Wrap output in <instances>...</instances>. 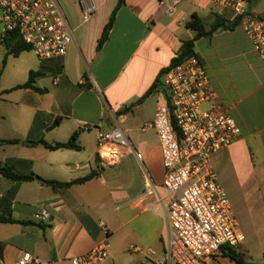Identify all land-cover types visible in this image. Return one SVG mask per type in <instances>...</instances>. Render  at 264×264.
I'll return each mask as SVG.
<instances>
[{
  "label": "crops",
  "instance_id": "0c3cea01",
  "mask_svg": "<svg viewBox=\"0 0 264 264\" xmlns=\"http://www.w3.org/2000/svg\"><path fill=\"white\" fill-rule=\"evenodd\" d=\"M116 1L93 0L95 11L83 22L78 0H57L73 36L67 53L58 59L41 60L31 50L8 54L0 32V166L59 182L96 173L82 183L59 188L0 174V215L15 221H0V264H16L23 251L38 264H70L71 257L104 240L111 243V251L99 264H114L116 256L129 250L131 238L147 244L146 251L135 244L138 250H131L142 252L141 263L156 253L155 216L164 222L163 234L157 237L164 242V216L146 207L149 199L142 196L141 183L146 176L161 181V153L155 131L141 127L153 119L167 96L160 83L144 95L181 42L193 37L194 31L185 27L193 13L206 29L214 15L228 21L235 15L213 0H177L171 12L156 0H124L107 39L96 50ZM247 11L264 22V0L247 1ZM192 50L206 69L216 103L240 129L229 146L212 154L211 167L219 182L233 191L228 198L244 241L263 236L264 64L240 23L198 38ZM31 70L41 72L32 85L42 91L14 88L27 80ZM96 126L125 131L141 153L139 173L131 168V162L138 160L132 152L123 151L115 165L100 163ZM75 131L78 149L50 150L32 143L66 142ZM41 210L48 216L38 220L34 215ZM135 221L131 230L128 226ZM216 261L235 264L227 257Z\"/></svg>",
  "mask_w": 264,
  "mask_h": 264
},
{
  "label": "built area",
  "instance_id": "2783aa9c",
  "mask_svg": "<svg viewBox=\"0 0 264 264\" xmlns=\"http://www.w3.org/2000/svg\"><path fill=\"white\" fill-rule=\"evenodd\" d=\"M171 12L177 0H156ZM229 7L264 64V22L247 11L246 0H213ZM81 20L94 11L93 0H78ZM1 36L18 30L37 58L63 57L73 41L72 30L57 0H0ZM167 100L156 107L154 117L141 130L153 129L161 153L160 182L146 176L142 196L146 207L165 219L163 257L144 264H210L223 256L222 247L236 249L244 235L238 228L231 202L210 160L229 146L240 129L215 101L209 77L199 57L192 54L167 68L160 78ZM87 129L86 126L83 127ZM96 155L100 163L115 165L123 151L141 153L125 131L96 126ZM45 210L35 213L42 220ZM106 229V227H104ZM129 250L138 248L130 244ZM111 243H95L87 252L70 258V264H99L110 255ZM228 258V257H227ZM16 264H38L31 253H20Z\"/></svg>",
  "mask_w": 264,
  "mask_h": 264
},
{
  "label": "trees",
  "instance_id": "16d2710c",
  "mask_svg": "<svg viewBox=\"0 0 264 264\" xmlns=\"http://www.w3.org/2000/svg\"><path fill=\"white\" fill-rule=\"evenodd\" d=\"M247 1L249 3H252L255 0H247ZM123 4H124V0H117L116 1V4L110 13V16H109L107 22L105 23V25L102 29L101 35L97 40L96 50H99L101 48V46L103 45V43L105 42V40L107 39L109 30L111 29L113 21H114L115 13L118 10V8ZM239 20L240 19L238 17H235L232 21H228L219 15H214L213 22L211 23L210 27L208 29H206L203 22L201 21V19L195 13H193L190 16V18L185 22V27L194 31L193 37L189 38V39H185L181 42L179 51L177 52L176 56L173 57L171 59L169 65L161 71L160 76L158 77L156 82L152 84V86L147 90V92L145 93L144 96L148 95L156 86L159 85L161 74L167 68H169L170 66H174V65L178 64L179 62H181L186 57L194 54L192 47H193V43L195 40H197L198 38L203 37V36H210L213 32H215L216 30H219V29L231 30L237 24H239ZM2 44L7 48V53L11 54L13 56H17L22 51L31 50V47L27 43L24 42V40H23V38L20 35L18 30H12V31L7 32L2 38ZM40 74H41V72L39 70L29 71L27 80L22 84L16 85V87H14V88L31 87V88L35 89L36 91H39V92L42 91L41 89L36 88L32 85L35 77L39 76ZM125 110H127V109H125ZM77 134H78L77 131L73 132L71 134L70 138L66 142L47 143L44 140H38V141H35L32 143L42 144L44 147H46L47 149H50V150H55V149H60V148L78 149L79 146L76 144ZM8 142H17V141L16 140H8ZM0 174L9 178V179H13V180L37 179V180H39L45 184H49L52 187L59 188V187H68L72 183H82V182L92 178L93 176H95L96 173L91 172L88 175H86L82 178H79V179H75L72 182H59V181H54V180H44L41 177H39L38 175H35V176L21 175V174L11 172L10 170L6 169L5 167H1V166H0ZM0 221H2V222H15L11 218L4 217L1 215H0ZM19 222H23V221H19ZM221 252H222L223 256L228 257L235 264H244V260L242 261V259L240 258V254H238L236 251L229 249V248H226V247H222ZM248 264H252V263H248Z\"/></svg>",
  "mask_w": 264,
  "mask_h": 264
},
{
  "label": "rangeland",
  "instance_id": "374dc122",
  "mask_svg": "<svg viewBox=\"0 0 264 264\" xmlns=\"http://www.w3.org/2000/svg\"><path fill=\"white\" fill-rule=\"evenodd\" d=\"M30 52H32V50ZM140 160H134V162H131V166H132L131 168L136 173H139V171L137 170V165L140 167V163L138 162ZM141 183H143V181ZM220 184L225 189L228 197L231 198V195H234L232 189L228 188L225 185V183H223V182L222 183L220 182ZM141 219H142V217L139 218V221ZM152 219L156 224V228H157L156 233L158 234V236L160 235V233L163 234V231H162L163 228L162 227H163L164 222H162L161 217L159 218V217L155 216V218H152ZM135 225H137L136 221L131 222L128 227H130L131 230H134L133 227ZM157 237H155L154 247H153L154 250L156 251V253L153 255L152 254H149L148 256L146 255L143 258V261L141 263L139 261H140V256H141L142 252H133L131 250H127L123 254L118 255L114 258V260H113L114 264H144L150 260L159 261L163 257V250L161 249L163 243H162V241L158 242ZM128 244H135V245L143 248L144 251H146L145 247H147V244L140 242L136 238H131L129 241H127V245ZM234 251H236L238 254H240V258L242 259V261L243 260L245 261V264H247V263H254V264L264 263V235L263 236H255V237L254 236H250V237L248 236L245 241H243L236 249H234ZM226 263H227V261H226ZM210 264H220V263L217 261H211Z\"/></svg>",
  "mask_w": 264,
  "mask_h": 264
}]
</instances>
